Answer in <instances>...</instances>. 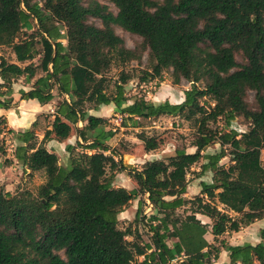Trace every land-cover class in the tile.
<instances>
[{
    "label": "trees",
    "instance_id": "1",
    "mask_svg": "<svg viewBox=\"0 0 264 264\" xmlns=\"http://www.w3.org/2000/svg\"><path fill=\"white\" fill-rule=\"evenodd\" d=\"M108 1L116 14L95 0L87 5L82 0H0V47L10 48L15 58L14 63L0 56V109L12 108V86L19 78L30 85L18 91L20 100L46 105L54 89L62 97L40 143L32 130L16 134L15 160L24 170L43 172L45 180L35 195L0 191V264H209L218 249L203 238L208 227L216 238L264 218V0ZM88 18L101 27L88 24ZM31 20L36 30L21 35L31 29ZM114 26L141 38L149 53L150 71L140 82L160 81L162 72L171 70L173 85L190 83L181 103L135 100L127 105L123 86L132 77L123 69L108 92L107 73L140 60ZM238 52L246 64L237 63ZM246 91L254 92L256 110L248 108ZM206 97L214 104L209 111L200 103ZM110 104L135 128L160 117L193 121L195 151L176 148L140 170L123 165L106 144L113 136L105 131L107 119L90 113ZM237 118L246 131L228 130ZM218 119L222 128L208 129L207 122ZM72 136L76 147H65L68 165L60 167L44 142L62 143ZM136 137L145 152L158 148L143 131ZM213 144L220 150L204 154ZM76 148L94 152L76 153ZM227 156L229 164L221 165ZM202 161L196 175L209 171L211 182H200L199 194L184 199L187 175ZM108 169L113 173L108 175ZM121 172L134 189L113 187V174ZM145 196L153 209L147 218L141 217ZM137 197L136 226L124 228L118 215ZM181 209L183 216L177 214ZM197 214L210 225L201 224ZM143 221L148 243H140L136 233ZM260 237L254 246H227L229 264H264V230ZM169 239H176L171 247Z\"/></svg>",
    "mask_w": 264,
    "mask_h": 264
},
{
    "label": "rangeland",
    "instance_id": "2",
    "mask_svg": "<svg viewBox=\"0 0 264 264\" xmlns=\"http://www.w3.org/2000/svg\"><path fill=\"white\" fill-rule=\"evenodd\" d=\"M91 0H82L84 5H87ZM100 5L106 6L108 11L116 14V8L108 1V0H95ZM157 4H161L164 0H153ZM88 24H93L97 27H101V23L93 18L87 19ZM62 34H64V29L62 25H58ZM37 28L35 20H31V29H24L21 32L23 34H31ZM114 32L121 39H123L126 48L130 50H135L138 55H140V60L131 61L124 66V68L114 66L108 73L107 77L109 79V89L108 92H113L114 82L117 81L119 71L123 69L128 75L132 78L124 84V91L126 97L131 101L135 100H145L148 103L152 104H161L165 101H168L171 104H179L183 101V92L189 90L191 88L190 83L185 80H181L178 85L172 84L171 70H164L161 75V80H151L147 82H140L139 79L144 74L149 72L150 70V57L149 53L146 49L143 48L141 38L128 34L117 26L113 27ZM63 45H66L65 39L61 40ZM0 56L4 57L8 62H15L14 55L12 54L10 48L0 47ZM235 59L239 65L246 64V61L240 52L235 54ZM36 63V59L33 61ZM1 83V81H0ZM198 88H202L203 84H196ZM13 99H16L13 103L11 109L6 111L4 114H0V191L6 192L8 190L9 193L15 194L17 191H28L32 194L37 193L38 187L44 182L45 176L43 172H30L28 170H24L20 163H18L14 158L15 148L18 145L16 140V134L19 132H23L26 130H32L35 134L37 143H40L44 131L50 128L51 123L53 121V112L58 103L61 102L62 97L57 95V91L53 90L54 98L44 107L45 110H41L44 112H39L36 114L35 123L30 125V122H24V126H20L21 128H14V123L17 122L16 118H21L25 116L27 112H33L31 108L27 107L28 101L20 100V96L18 91L20 89H29V84H25L23 78L17 79L13 83ZM157 93L160 94V102H154L153 99ZM245 102L249 109L256 110V102L254 92L246 91L245 94ZM201 105L209 111L210 108L214 106L213 101L208 97L200 100ZM43 106V105H42ZM102 107V106H101ZM39 111V110H36ZM93 113V111H91ZM90 112V113H91ZM33 116L34 114L31 113ZM108 124L105 128V131H111L113 136L106 141L112 151L116 154V160L119 161V156L121 157V162L123 165H126L127 162L131 165L139 167L140 162L135 158L137 154L141 152V146H138V150H134V156L127 154L132 148V144H137L139 141L136 139V135L143 131L146 136L156 139L158 142V148L153 151L151 155L158 157H165L173 153L176 148H184L187 151H194L195 149L191 147V144L194 141V137L196 135V126L193 121H186L182 116L175 117H160L156 120H142L141 126L142 128H135L131 125V122L127 120L125 115H121L118 113H112L107 118ZM82 124H78V127H81ZM222 121L217 120L215 123L209 121L206 126L211 131H219L222 128ZM27 127V128H26ZM235 129L236 131L242 133L246 131V126L244 125L241 118L235 119L231 126L228 128ZM78 139L75 136H72L67 141L59 143L56 141L44 142L45 148L53 152L58 158V164L60 167H66L68 165V159L70 154L66 152L65 147L67 145H73L76 147V141ZM220 150L219 144H213L207 147L204 151V154H214ZM76 153L83 152L84 150L81 148H76ZM87 154H93L94 151H84ZM105 155H109V153H105ZM118 155V157H117ZM262 162L264 163V152L261 154ZM221 162L224 165L229 164V156L223 158ZM202 163V162H201ZM200 164H197L191 168L187 175V179L189 183L199 184L200 181L209 182L211 179L210 173H205L201 178H195L197 173L200 171ZM197 171V172H196ZM113 171L107 170V174H112ZM126 172L122 173H114V182L113 186L116 185H125L124 176ZM128 188H130L128 186ZM130 191V190H129ZM190 194L193 193L191 190ZM190 197V196H189ZM137 198L133 199L132 202L123 210L124 217L123 220H120V225L122 227H127L128 225L135 228L134 223V215L133 213L136 210V202ZM149 210L148 205L145 204L142 207L141 217H148ZM146 222H140L137 225L138 233L137 235L140 237V243H148L150 240V234L148 228L145 226ZM131 239V238H130ZM60 256H63L62 252L59 253ZM142 259L141 257L138 260Z\"/></svg>",
    "mask_w": 264,
    "mask_h": 264
},
{
    "label": "crops",
    "instance_id": "3",
    "mask_svg": "<svg viewBox=\"0 0 264 264\" xmlns=\"http://www.w3.org/2000/svg\"><path fill=\"white\" fill-rule=\"evenodd\" d=\"M29 87H30V85H29ZM23 90H25V89L23 88ZM153 97H154L153 99L155 100L154 102H158V103L160 102L159 101L160 100L159 99L160 98V94L159 93H157ZM14 100H16V99H13V101ZM14 102H16V101H14ZM133 102H131L127 98V105H131ZM44 106L45 105H43V106L40 105L36 100H29L27 102V107L28 108H31L34 111L33 112H30V113L29 112L25 113V116H22L21 118H18L17 117L16 118L17 122L14 123V126L13 127L20 129L21 128L20 126H24V124H25L24 122H30V125L33 124V123H35L36 114L39 113V112H44V111H41V110H45L44 109L45 108ZM36 110H39V111H36ZM6 111H8V110L0 109V114H4ZM31 113H33L34 115L32 116ZM112 113H115L114 112V106H113V104H110L108 106H102V107L99 108L98 111H93V113L91 112L92 115L97 116V117H101V118H105V119H107L110 116V114H112ZM134 119L137 120V121H140L139 118H137V117H134ZM48 129H50V128H48ZM131 146H132L131 150H133V151H130L127 154V156L128 155L134 156V154H133L134 153V150H136V149L138 150V146H141V152H140V154H137L135 156L136 160L137 159L139 160L140 165H139V167H136L134 165H131L128 162H127L126 165H129L131 167H134V168H136L138 170H140L142 168V166L146 162H149V161H152V160H157V159H162L163 158V157H158V156L151 155L153 153V151H151V152H145L144 149H143V147H142V143L140 141H139V143L132 144ZM110 150H112L111 147H110ZM194 151H192V152L191 151H187L186 153H193ZM105 153H107V152H105ZM114 159L116 160V158H114ZM202 163H204V161H202ZM220 164L221 165H224L222 162H220ZM207 172L210 173L211 174V177H212V173L209 172V171H207ZM202 176L203 175L196 176L195 178H198L199 179ZM124 179L126 180L125 183H127V186L125 184V185H116V186H113V187H122V188H125L127 190H132V189L135 188L134 184L131 182V180L129 179V177L127 175L124 176ZM113 182H114V180H113ZM200 182H203V181H200ZM209 182H211V179H210ZM209 182H205V183H209ZM199 184H196V183H192L191 184V183H189L188 186H187L186 193L183 195V198L184 199H187V200H190L194 196L198 195L199 192H200V186H199ZM128 186L130 188H128ZM191 190L193 191V193L190 194L189 192ZM6 192H8V190H6ZM139 199H140V197H138L137 202H136V206H135L136 207V210H137V204H138V200ZM143 201H144L145 204L148 205V210H149L148 217H149L151 214H153V209H152L151 205L149 204L148 200L146 199V196L143 198ZM136 210L133 213L134 216H135ZM177 214L183 216V209L178 210L177 211ZM195 217H196L197 220H199L201 222V224H208V225H210V220L207 217H205L203 215H199V214H197ZM123 218H125V217H124V212L122 211L118 215V219L119 220H123ZM262 230H264V218L261 219V220H257V221L253 222L252 224H250V225H248L246 227L240 228V230L237 231V232H231V231L230 232H225L223 235L218 236L216 238L211 234L210 228L208 227V231L203 236V238L207 242L208 245H212V246H214V247H216L218 249V253L212 254V256L215 255V258L212 259V261L209 264H229L230 263V252L227 251L226 247L227 246L237 247V246H243L245 244H249V245L254 246V245H256V244H258V243L261 242L260 233H261ZM128 240H131V239L128 238ZM174 242H176V239H169V240L166 241V243H167V245L169 247H171ZM140 260H142V259H140ZM235 264H240V263L237 262ZM255 264H257V263H255Z\"/></svg>",
    "mask_w": 264,
    "mask_h": 264
}]
</instances>
